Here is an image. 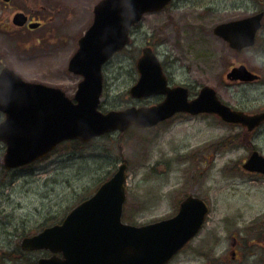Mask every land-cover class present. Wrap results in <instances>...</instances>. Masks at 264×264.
<instances>
[{
    "label": "rangeland",
    "instance_id": "rangeland-1",
    "mask_svg": "<svg viewBox=\"0 0 264 264\" xmlns=\"http://www.w3.org/2000/svg\"><path fill=\"white\" fill-rule=\"evenodd\" d=\"M98 1L11 0L6 6L1 1L0 26L10 23L15 11L32 9L46 16V24L35 31L0 30V57L25 79L60 86L73 96L81 76L68 71V61L92 24ZM44 6L49 7L45 12ZM261 10L264 0H174L145 14L133 28L132 44L103 67L102 108L125 107L138 78L137 58L150 39L172 80L196 91L210 85L235 108H264V87L231 85L226 79L228 67L240 62L260 69L264 25L256 44L241 53L213 31L220 22ZM119 142L129 163L126 221L142 224L171 216L185 192L203 194L214 206L203 230L171 264H208L209 253L230 252L234 236L240 239V252L254 254L248 262L262 264L264 178L248 175L242 163L252 147L264 154V128L247 135L202 116L157 129L133 127L121 139L117 133L102 136L73 156L68 155L71 147L58 148L45 160L10 172L3 169L5 147L0 142V264H36L47 254L21 249L22 237L60 221L78 203L79 193L91 195L111 176L121 162Z\"/></svg>",
    "mask_w": 264,
    "mask_h": 264
},
{
    "label": "water",
    "instance_id": "water-1",
    "mask_svg": "<svg viewBox=\"0 0 264 264\" xmlns=\"http://www.w3.org/2000/svg\"><path fill=\"white\" fill-rule=\"evenodd\" d=\"M171 0H99L94 20L79 40V49L70 62V70L81 73L74 99L59 87L23 80L4 68L0 75V110L6 119L0 124V139L7 144L5 166L14 168L45 157L61 142L94 137L132 124L153 125L183 110L211 112L226 121L239 122L249 129L264 120V112L247 114L224 104L216 90L204 86L198 97L188 99V88H170L157 56L151 47L143 49L138 61L139 81L132 86L133 96L166 93V99L152 107H127L102 112V67L115 52L131 42V27L147 12L163 9ZM264 12L218 24L214 31L238 51L252 45ZM27 16L16 13L13 22L24 25ZM39 23H31L37 27ZM234 80H253L258 75L245 65L228 73ZM122 163L97 191L74 207L62 222L45 227L21 241L25 250L46 249L49 257L37 264H166L202 228L208 214L207 204L190 196L179 212L159 221L135 225L122 220L126 201L128 160L119 146ZM244 167L264 173V155L254 150Z\"/></svg>",
    "mask_w": 264,
    "mask_h": 264
},
{
    "label": "flooded vegetation",
    "instance_id": "flooded-vegetation-1",
    "mask_svg": "<svg viewBox=\"0 0 264 264\" xmlns=\"http://www.w3.org/2000/svg\"><path fill=\"white\" fill-rule=\"evenodd\" d=\"M0 2H1V0H0ZM8 3L9 2H2V4L4 6H6ZM41 8L43 9L42 11H44V12L49 9V7H48V9L46 10L45 6L44 7H41ZM37 10H39V9H37ZM19 11H23V10H19ZM15 12H17V11H15ZM24 12L28 16V23L25 24L24 26L18 27V26L13 25L10 22V24H8V26L5 29V32L6 31L7 32H12L13 30L19 31V32H22V31H35V30L43 27L46 24L45 23V17L46 16H44V17L40 16L41 15V12H36V10H33V9H32V11H24ZM6 13H9V12H5V10H4V14L5 15H6ZM5 15L3 16L4 18H5ZM4 18H3V20H4ZM46 21H47V19H46ZM31 22H40V25L37 28H30L29 27V23H31ZM263 25H264V23H263ZM48 34L50 36L52 35L51 32H48ZM148 44H150L154 48V45L155 44H154V42L151 39L148 40ZM74 53L72 54V56L74 55ZM72 56L70 57V59L68 61V71H69V63H70V60H71ZM139 57H140V55H139ZM138 58H137V60H138ZM136 63H137V61H136ZM259 64H260L259 66H261L259 70L254 69L249 63L240 62L238 64L231 65L230 67H228L229 69L226 72V74H228V72H230L231 69L235 65H245L249 70H251L252 72L258 74L259 75V78L258 79H255V80H252V81H235L232 77H228L227 76V78H226L227 79V84H231V85H243V86H258V87H261L262 86V87H264V61H260ZM6 66H9V65L3 60V58L0 57V73L2 72V70L4 69V67H6ZM164 69H165V66H164ZM136 70H137V67H136ZM137 72H138V70H137ZM165 73L167 75L168 85H170L171 87L176 86V85H181V86H185L186 85V86H188V89H189L190 97L191 98H194L195 95H197V93L195 91L193 92L192 88L188 85V83H181V82H176L175 80H172V78L170 77V75L166 71V69H165ZM138 78H139V72H138ZM138 78H137V80H138ZM137 80L135 81V83L137 82ZM165 98H166V94L165 93L153 94V95L145 98L148 101V103H147L146 106H153V105L155 106V105L161 103L163 100H165ZM155 99H157V101L154 102ZM141 100H144V99H141ZM134 101L136 103L137 102V99H132V102L131 103H134ZM245 111L248 112V113H257V112L264 111V108H261L259 110L246 108ZM0 116L2 117V120H3L6 115L2 111H0ZM201 116L202 117H211V118H213L215 120H219L221 123L225 124L226 126H232V127H236V128H241V130L243 132H245L247 135H251L253 133H256V132H258V130L264 128V121H262V123L259 125V127H256L254 130L250 131L247 128L243 127L241 124L224 122L218 116L213 115V114H209V113H199V114L194 115V114H191V113H188V112H184V111H177L174 114H172L170 117H168V118H166V119H164L162 121H159L157 124H155L153 126H148L145 129L146 130H148V129H154V128L157 129V128H159V126H165L167 124H170L171 122L174 123L177 120H180L182 118H200ZM0 142L4 145V147L6 146L4 142H2V141H0ZM253 149H255V147H252V149H250V151H252ZM248 155H247V157H248ZM247 157H246V159H247ZM3 169L6 172H10V170H7L6 168H3ZM246 172H247L248 175H250L252 177L253 176H257V177H260V178H264V174H262V173L249 172V171H246ZM189 195H195V196H198V197L203 198L205 201H207V203L209 204L211 210L214 207L213 204H210V202L208 201V198L205 195L199 194V193L198 194H192V193H186L185 192L184 195H182L181 200L179 201V204L177 206V209L179 208L180 203L183 200H185ZM229 247H230V252H228V253L222 252V253H219V255L218 254L215 255V254L209 253L210 255L209 254L207 255V258H208L207 259V263L208 264H215V262H217V263L220 262V264H250L248 261L251 259V256H254V254H249V253H246V252H240V250H241V247H240V239L238 237H236V236L232 237V243H231V245H229ZM50 255L51 254L48 252L45 256H50ZM258 259L259 260H262L259 256H258ZM262 264H264V261L262 262Z\"/></svg>",
    "mask_w": 264,
    "mask_h": 264
},
{
    "label": "trees",
    "instance_id": "trees-1",
    "mask_svg": "<svg viewBox=\"0 0 264 264\" xmlns=\"http://www.w3.org/2000/svg\"><path fill=\"white\" fill-rule=\"evenodd\" d=\"M7 22L4 23V26L6 25ZM121 136V135H119ZM84 144L79 142L78 140H72V141H68L63 143L59 148H70L68 152V155L73 156V153H77L78 150H80L81 148H83ZM80 195V194H79ZM49 219V218H47ZM46 219V220H47Z\"/></svg>",
    "mask_w": 264,
    "mask_h": 264
}]
</instances>
